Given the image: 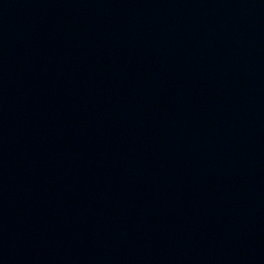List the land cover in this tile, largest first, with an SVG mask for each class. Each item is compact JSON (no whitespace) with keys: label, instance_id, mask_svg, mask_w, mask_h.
Listing matches in <instances>:
<instances>
[{"label":"water","instance_id":"obj_1","mask_svg":"<svg viewBox=\"0 0 264 264\" xmlns=\"http://www.w3.org/2000/svg\"><path fill=\"white\" fill-rule=\"evenodd\" d=\"M0 264H264V0H0Z\"/></svg>","mask_w":264,"mask_h":264}]
</instances>
